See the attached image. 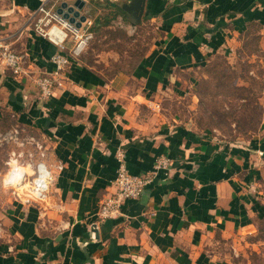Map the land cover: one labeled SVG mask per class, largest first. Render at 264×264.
<instances>
[{
    "label": "crops",
    "instance_id": "obj_1",
    "mask_svg": "<svg viewBox=\"0 0 264 264\" xmlns=\"http://www.w3.org/2000/svg\"><path fill=\"white\" fill-rule=\"evenodd\" d=\"M42 1L54 0H0V39L28 64L24 76L0 64V121L41 138L51 174L43 202L18 193L0 209V264H237L220 240L264 217V108L242 147L195 131L174 101L214 54L253 35L264 50V0H146L157 38L134 67L108 77L71 59L47 99L34 80L57 49L33 29ZM119 151L151 183L102 221Z\"/></svg>",
    "mask_w": 264,
    "mask_h": 264
},
{
    "label": "rangeland",
    "instance_id": "obj_2",
    "mask_svg": "<svg viewBox=\"0 0 264 264\" xmlns=\"http://www.w3.org/2000/svg\"><path fill=\"white\" fill-rule=\"evenodd\" d=\"M83 1L81 11L92 22V37L78 59L108 77L133 68L157 38L155 24L142 20L133 25L109 5L120 9L129 0ZM57 2L52 6L58 7ZM196 74L189 95L174 101L175 110L195 131L221 145L245 147L261 130L264 108V50L257 36L241 39L231 53L214 54ZM40 139L13 121H0V209L28 191L26 183L47 156ZM13 170L27 173L23 187L5 185ZM220 241L222 251L237 264H264V217L257 218L250 229Z\"/></svg>",
    "mask_w": 264,
    "mask_h": 264
},
{
    "label": "built area",
    "instance_id": "obj_3",
    "mask_svg": "<svg viewBox=\"0 0 264 264\" xmlns=\"http://www.w3.org/2000/svg\"><path fill=\"white\" fill-rule=\"evenodd\" d=\"M53 7H48L47 1H42L31 16L35 33L46 38L57 49L49 59L52 65L51 71L39 72L35 77L34 84L40 99H47L52 96L56 82L63 76L71 59L80 56L87 41L92 37L89 32L92 25L91 20L86 18L80 27L76 28L58 15ZM0 64L14 75H27L26 56L15 52L11 45L3 39H0ZM117 161L118 167L112 181L113 189L99 204L97 217L102 221L118 217L124 202L138 199L148 184L151 183L150 175H136L126 169L123 154L120 151L117 153ZM169 165L170 160L168 158L160 157L155 162V169H167ZM39 167L44 169L43 173H40ZM34 175L32 180L26 183L28 186L26 194L28 200L43 202L48 194L51 174L45 165L40 163L37 165ZM6 184L15 186L8 181Z\"/></svg>",
    "mask_w": 264,
    "mask_h": 264
},
{
    "label": "water",
    "instance_id": "obj_4",
    "mask_svg": "<svg viewBox=\"0 0 264 264\" xmlns=\"http://www.w3.org/2000/svg\"><path fill=\"white\" fill-rule=\"evenodd\" d=\"M145 1L146 0H129L127 4L122 5V10L133 25L140 22ZM83 6V0H75L72 4L67 1H61L55 9V12L69 24L78 28L86 19V17L80 13ZM91 228L93 231H96L94 226Z\"/></svg>",
    "mask_w": 264,
    "mask_h": 264
},
{
    "label": "bare ground",
    "instance_id": "obj_5",
    "mask_svg": "<svg viewBox=\"0 0 264 264\" xmlns=\"http://www.w3.org/2000/svg\"><path fill=\"white\" fill-rule=\"evenodd\" d=\"M39 171H40V173H43L44 169L42 167H39ZM26 174L27 173L24 171L23 172H17L16 170H13L7 176L6 181L12 182L13 184H15V187L21 188V187H23L24 178H25Z\"/></svg>",
    "mask_w": 264,
    "mask_h": 264
},
{
    "label": "trees",
    "instance_id": "obj_6",
    "mask_svg": "<svg viewBox=\"0 0 264 264\" xmlns=\"http://www.w3.org/2000/svg\"><path fill=\"white\" fill-rule=\"evenodd\" d=\"M112 8H115L116 9V13L120 12L122 15L126 16L125 12L122 10V8L120 7V9H117L116 8V5L114 3H110L109 4ZM151 17H153L150 13H147L146 12V9H145V12H144V7H143V12L141 14V18H140V22L135 24V25H138L142 22V20H148L150 19ZM127 18V17H126ZM128 19V18H127ZM129 20V19H128ZM130 21V20H129ZM108 21L106 20L105 23L103 24H106Z\"/></svg>",
    "mask_w": 264,
    "mask_h": 264
}]
</instances>
